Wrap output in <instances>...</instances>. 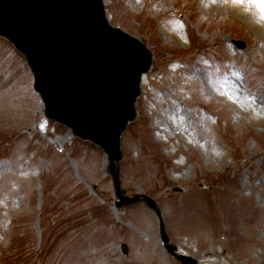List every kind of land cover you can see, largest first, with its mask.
I'll list each match as a JSON object with an SVG mask.
<instances>
[{"label": "rangeland", "instance_id": "obj_1", "mask_svg": "<svg viewBox=\"0 0 264 264\" xmlns=\"http://www.w3.org/2000/svg\"><path fill=\"white\" fill-rule=\"evenodd\" d=\"M104 3L153 55L122 134V187L154 197L199 264H264V0ZM0 264H176L156 214L117 207L106 154L44 113L1 35Z\"/></svg>", "mask_w": 264, "mask_h": 264}, {"label": "water", "instance_id": "obj_2", "mask_svg": "<svg viewBox=\"0 0 264 264\" xmlns=\"http://www.w3.org/2000/svg\"><path fill=\"white\" fill-rule=\"evenodd\" d=\"M0 32L28 55L46 113L101 145L114 166L121 134L137 116L142 73L152 64L145 45L108 24L101 0H0ZM142 196L160 214L155 200ZM161 232L174 253L163 221Z\"/></svg>", "mask_w": 264, "mask_h": 264}, {"label": "clouds", "instance_id": "obj_3", "mask_svg": "<svg viewBox=\"0 0 264 264\" xmlns=\"http://www.w3.org/2000/svg\"><path fill=\"white\" fill-rule=\"evenodd\" d=\"M262 10H264V4L261 5Z\"/></svg>", "mask_w": 264, "mask_h": 264}]
</instances>
